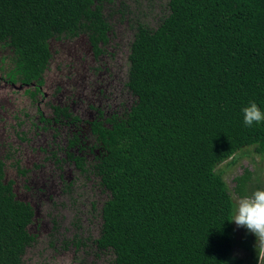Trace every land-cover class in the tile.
Listing matches in <instances>:
<instances>
[{
  "label": "trees",
  "instance_id": "obj_1",
  "mask_svg": "<svg viewBox=\"0 0 264 264\" xmlns=\"http://www.w3.org/2000/svg\"><path fill=\"white\" fill-rule=\"evenodd\" d=\"M116 1L0 0V48L14 62L7 78L38 91L51 37L85 32L99 51L111 30L104 9ZM165 6L154 25L132 14L130 111L91 123L100 146L91 170L107 192L98 246L115 264H258L260 243L231 221L238 201L219 165L233 164L238 152L264 153V122L246 127L241 111L250 101L264 110V0ZM3 165L0 159V264H21L33 208L3 181ZM252 175L246 168L234 177L238 197L264 188Z\"/></svg>",
  "mask_w": 264,
  "mask_h": 264
},
{
  "label": "rangeland",
  "instance_id": "obj_2",
  "mask_svg": "<svg viewBox=\"0 0 264 264\" xmlns=\"http://www.w3.org/2000/svg\"><path fill=\"white\" fill-rule=\"evenodd\" d=\"M121 7H124L125 10L128 9L131 14L127 15L122 10L119 12ZM165 7V0H118L114 5L107 6L104 13L108 17L113 30L110 35V43L103 48L104 50L100 55H95L84 37L72 39L63 36L51 40L50 47H52L53 57L44 74L43 89L45 93L44 96L38 97L36 101L22 92L14 91L9 84H5L3 81L0 82V156H5L9 144L11 151L12 147L19 149L22 165L31 170L28 173V177L31 176V183L44 186L51 168H54L53 162L46 157L50 151L57 148V143L52 142L55 133L52 132L50 127L55 128L57 124L48 123L46 124L47 128L44 130L39 128L38 123L41 125L42 123L37 119V105L42 108L46 116H51L50 106L48 105V103H51V99H48L52 96L54 100L60 99L61 102L70 104L75 112L86 113L92 118L96 117V108L102 110L106 116L111 112L120 116L124 115L127 107L135 99L125 86L128 69V44L133 39L135 31L134 18L139 16L142 21L154 25L158 22V17L166 13ZM130 8L135 13H132ZM137 10L138 14H136ZM132 14L135 17H132ZM114 43L118 45L116 53L113 50ZM3 52L9 55L10 50L0 48V58L5 55L2 54ZM90 78L96 81L95 84L91 82ZM58 79L64 88L67 84L68 88L74 89L76 92L74 97V93H69L67 89L64 92V89L59 91L56 86V80ZM17 113L19 115L16 117ZM32 122L35 126L32 125ZM18 132H24L29 141H21ZM251 150L248 155H241V152H238L234 156L236 158L235 162L231 165H228L227 162L219 165L224 170L223 177L228 190L237 201L240 197L233 190L236 185L234 177L242 174L246 168L253 171L252 180L264 186V153L251 152ZM9 162L11 160H8L6 166V179L14 177L17 180L15 183L17 194L22 198L32 199L37 211L42 207L41 212L47 220L52 216L53 210L61 212L63 216H71L73 212L77 213L79 211H82L81 214L87 213L91 207L90 203L93 201L94 206H92V209L95 218L91 221L89 218H82L85 228L88 229V234L92 237L96 236L95 232L101 219L100 210L107 198V192L99 188L96 183L97 179L91 172L87 173V177L81 173L78 182L73 170L71 175V169H69L71 166L66 167L63 164L66 167L63 171L67 170L64 173L65 178H73L75 181L72 186L68 189H60L58 185H61L57 183L58 185L54 187V190L40 193L23 187L21 178L16 175ZM67 221L68 217H62L49 234L45 233L39 237L40 243L44 246L38 254L35 251H30L31 253L28 255L29 264H57L60 255L56 257L55 249L50 248L49 250L48 247L51 244H48L54 241L55 232H59L64 238L68 237L69 229L65 225ZM241 227L238 226L240 231H242ZM50 228L52 229V227ZM256 242L259 243L260 239L257 238ZM260 245L259 263L264 264V243L261 242ZM237 250L241 255H245V251H242V249L235 248V252ZM65 253L69 254L68 251ZM34 255L36 256L33 257ZM96 258L100 260L99 255ZM98 263L91 262V264Z\"/></svg>",
  "mask_w": 264,
  "mask_h": 264
},
{
  "label": "flooded vegetation",
  "instance_id": "obj_3",
  "mask_svg": "<svg viewBox=\"0 0 264 264\" xmlns=\"http://www.w3.org/2000/svg\"><path fill=\"white\" fill-rule=\"evenodd\" d=\"M112 26L111 30L108 31V41L107 43H103L102 41L99 42L100 50H96L94 46L91 44L89 37L86 35L85 32H80L78 35L74 37H68V38H80L84 37L91 47L92 51L95 53V55H100L102 51L104 50V47H107V44L110 43V35L112 33ZM60 37H63L61 35ZM59 37V38H60ZM53 39H58L56 37H51L49 40V46L50 42ZM131 43V42H130ZM130 43L128 44L129 51H130ZM113 50L116 53V50L118 49V45L114 43ZM50 47V51H51ZM52 53V52H51ZM2 54L4 57L0 58V82H5V84H9V86L14 90L18 92H22L30 97V99L36 101L38 100V97L44 96V83H45V72L49 66V64L52 62V57L49 60V63L47 67L43 71V83L39 86L38 91L32 92V90H36L32 84H25L24 82H21L18 77H16L14 80H10L7 78V72L10 71L11 68L14 66V62L11 60L12 58V52L10 51L9 55L7 53L3 52ZM129 52L127 54V60H128ZM127 78H128V69H127ZM91 82L95 84V80L93 78H90ZM56 86L59 89V91L63 92L65 89L68 90L69 93H74L73 97L75 96V91L73 88H68L67 84H65L66 88H64L63 85H61V81L58 79L56 80ZM76 86V85H75ZM125 86L127 90L129 91L126 82ZM77 87V86H76ZM27 89H29L27 91ZM32 92L33 95L29 93ZM130 92V91H129ZM80 93V92H78ZM131 93V92H130ZM131 95H133L131 93ZM134 97V96H133ZM135 98V97H134ZM51 99V103H48L50 106L49 109L51 110V116H46L42 110L37 105V119L41 124L38 123V127L41 129H46V124L48 123H54L57 124L55 128L50 127L53 133L55 135L52 138V142L57 143L56 150L50 151L49 155L46 157L49 158L54 165V168H51V172L48 175V179H46V182L44 183V186H38V184L31 183V176L28 177V173L31 171L28 167H25L22 165V160L19 156V149L12 147V152L10 150V144L8 145V151L6 152L5 156H0V159L3 160V181L8 183L10 182L12 191L15 194V198L22 200L24 203H28L33 208V213L30 217V221L25 226V228L28 230V233H30L33 236V239H31L25 246L24 253L21 254V264H29L28 255L31 253L30 251H35L37 254L39 253V250L42 249L44 245L40 243L39 237H41L43 234L51 232L53 228L56 227V224L59 223V221L62 219V217H68V221L65 223L66 226H68L69 233L68 237L64 238L63 235H61L59 232H55L54 241L49 242L48 245L51 244L48 249L50 248L55 249V256H59V259H57V264H91V262L99 263L98 264H115L114 261V255L111 254V251L109 249H106L104 247L98 246V239L101 233L102 228V209L103 205L101 206L100 210V221L98 223V228L96 230V236L92 237L90 234H88V229H86L84 225V220L82 217L88 219L91 221V219L95 218L93 216V201L90 203L91 207L87 213H82V211L79 212H73L71 216H63L61 212L52 211V216L47 220L46 217H44V214L40 210H36V205L34 204V201L32 199H25L20 197L16 190H15V183L17 180L13 177L12 179H6V166L8 164V160L11 162L10 165L14 168L16 175L21 178L22 180V186L25 187L28 190L33 189L40 193L50 192V190H54V187L58 185L57 183H60L61 186L58 185V188H69L72 186V184L75 182L74 179L65 178L64 173L67 172L63 171L67 166H71L70 172L71 175L74 172L76 174L77 180L78 177H80L81 173L84 174L87 177V173L91 172L92 175L95 176L97 181H99V178L92 172V165L95 162V155L99 152L100 146H96V140L95 135L91 131V123L93 121H103L104 124L107 125V122L105 121L107 117H110L113 112L109 113L107 116L103 113L102 110L99 108H96V117L92 118L86 113L82 112H75L72 109V106L67 103L61 102L60 99H53L52 96L49 97L48 100ZM78 99V98H77ZM133 105V102L130 106L127 107L125 110V113L129 112L131 109V106ZM55 106L61 107L64 109V114H55ZM124 113V114H125ZM19 115L17 113L16 117ZM43 117L42 119H40ZM32 125H34V122H32ZM40 125V126H39ZM66 131V132H65ZM19 139L23 142L29 141V139L25 136L24 132H18ZM56 139V141H55ZM71 154L70 157L68 154ZM84 157V160L82 161V166L76 165V158ZM91 156V157H90ZM65 164V166L63 165ZM73 170V172H72ZM89 179V176H88ZM97 185L99 186V182H97ZM100 188V186H99ZM102 189V188H101ZM56 190V189H55ZM107 199V198H106ZM104 204V203H103ZM57 214V215H56ZM59 214V215H58ZM81 216V219H80ZM90 224V223H88ZM52 227V229L50 228ZM48 228V229H47ZM50 229V230H49ZM94 233V234H95ZM257 239V238H256ZM261 243V241L259 242ZM261 246V245H260ZM93 249V251H92ZM68 251L69 254H66L65 252ZM97 255L100 256V260L97 259ZM110 255V257H109ZM34 255L33 257H35ZM112 256V258H111ZM98 261H97V260ZM32 260V258H31ZM260 260L258 261V264Z\"/></svg>",
  "mask_w": 264,
  "mask_h": 264
},
{
  "label": "clouds",
  "instance_id": "obj_4",
  "mask_svg": "<svg viewBox=\"0 0 264 264\" xmlns=\"http://www.w3.org/2000/svg\"><path fill=\"white\" fill-rule=\"evenodd\" d=\"M246 127L264 122V110L255 101H250L241 109ZM231 221L245 227L264 243V188H258L239 198Z\"/></svg>",
  "mask_w": 264,
  "mask_h": 264
}]
</instances>
